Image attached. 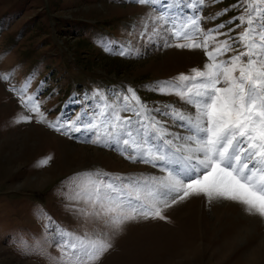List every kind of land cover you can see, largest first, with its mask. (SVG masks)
<instances>
[{"label":"rangeland","instance_id":"obj_1","mask_svg":"<svg viewBox=\"0 0 264 264\" xmlns=\"http://www.w3.org/2000/svg\"><path fill=\"white\" fill-rule=\"evenodd\" d=\"M160 3L184 5L189 0ZM235 3L222 0L205 7L208 17L229 11L202 26L211 28L239 16L242 10L230 7ZM164 10L135 0H0V74L10 77L0 80V264H55L59 237L36 215L37 209L69 232L105 230L83 217L77 211L83 205L71 199L70 178L77 173L162 175L150 165L126 159L115 145L90 142L91 133L58 132L47 122L67 124L84 113L91 115L99 103L97 90L113 103L131 87L149 108L186 107L177 96L152 88L203 68L206 57L199 49L166 47L163 31L151 41L141 37L149 16ZM183 12L190 14L188 8ZM147 35H152L150 22ZM102 40L111 41V52L101 46ZM121 47L135 54H116ZM26 80L45 123L35 118L15 122L19 114L29 113L10 89ZM153 115L165 120L170 132L186 134L168 117ZM164 215L167 220L124 224L111 235L112 247L98 264H264V220L247 215L239 204H209L202 196L192 197Z\"/></svg>","mask_w":264,"mask_h":264},{"label":"snow or ice","instance_id":"obj_2","mask_svg":"<svg viewBox=\"0 0 264 264\" xmlns=\"http://www.w3.org/2000/svg\"><path fill=\"white\" fill-rule=\"evenodd\" d=\"M135 2L165 9L149 16L142 38L151 41L163 31L168 37L166 47L202 50L206 62L203 68H192L190 74L181 73L152 88L161 95L177 96L184 108H149L131 87L118 103L97 90L99 103L91 115L84 113L67 124L47 122L58 132L91 133L90 142L115 145L126 159L162 173L125 177L85 172L70 178L71 199L83 205L77 211L101 223L105 230L69 232L55 226V221L37 209L36 215L45 218L46 227L52 226L59 237L55 264H98L112 247L111 235L124 224L140 219L167 220V209L192 197L202 196L209 204L233 202L247 215L264 220V0H236L230 7L241 9L240 15L207 29L202 22L215 20L229 9L210 17L202 10L222 0H189L184 5L161 4L160 0ZM236 20L239 23L228 27ZM149 22L151 36L147 35ZM225 28L227 31H222ZM237 28L242 31L232 36ZM101 46L112 51L111 41L102 40ZM116 54L135 52L121 47ZM9 78V74H0V80ZM29 86L30 80H26L20 88L10 89L29 113L19 114L15 122L27 123L35 118L37 123H45L40 102L28 93ZM124 112L132 115H122ZM153 112L176 122L186 134L170 132L166 121L157 119Z\"/></svg>","mask_w":264,"mask_h":264},{"label":"bare ground","instance_id":"obj_3","mask_svg":"<svg viewBox=\"0 0 264 264\" xmlns=\"http://www.w3.org/2000/svg\"><path fill=\"white\" fill-rule=\"evenodd\" d=\"M35 132H36V130H35ZM35 132H33V133H35ZM230 206H232V205H230ZM225 209V208H224ZM233 244V243H232ZM229 245H231L230 243L227 245V247L229 246Z\"/></svg>","mask_w":264,"mask_h":264}]
</instances>
